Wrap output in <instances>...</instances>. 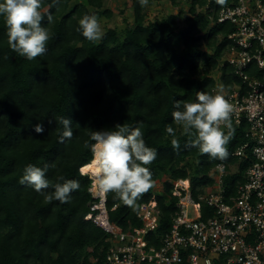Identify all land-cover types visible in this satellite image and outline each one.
Listing matches in <instances>:
<instances>
[{"label":"trees","instance_id":"obj_1","mask_svg":"<svg viewBox=\"0 0 264 264\" xmlns=\"http://www.w3.org/2000/svg\"><path fill=\"white\" fill-rule=\"evenodd\" d=\"M169 1L180 7L179 0ZM131 2L132 26L123 34L109 29L99 41L89 42L76 30L78 20L84 14L111 19L105 0H44L42 26L49 28L51 39L45 53L31 61L10 49L0 19V264H105L109 235L85 221L94 202L89 192L93 181L81 173L93 161L92 152L84 147L85 141L93 143L89 130L125 123L140 126L146 145L157 150L156 160L147 166L154 186L137 204L159 210L158 237L170 231L176 213L174 181L189 178L197 199L214 185L211 171L223 163L228 171L226 194L235 195L244 183L249 163L233 154L248 142L245 123L232 124L229 154L221 161L189 147L190 138L172 118L174 102L194 101L196 92L214 93L221 84L225 92L245 89L225 60L228 36L235 27L218 22L229 0H191L188 15L181 10L155 20L148 18L152 0L144 7L138 0ZM247 74L263 77L255 64ZM60 117L72 122L71 138L62 136ZM37 124L43 126L42 133L35 131ZM169 125L175 137L167 133ZM173 138L178 148L173 147ZM30 163L48 165L47 177L53 184L59 177L78 180L79 190L67 203H46L40 193L20 183L23 168ZM160 181L163 189L157 193ZM139 207L133 210L107 193L110 221L123 232L142 226ZM203 211L211 214L205 206Z\"/></svg>","mask_w":264,"mask_h":264},{"label":"built area","instance_id":"obj_2","mask_svg":"<svg viewBox=\"0 0 264 264\" xmlns=\"http://www.w3.org/2000/svg\"><path fill=\"white\" fill-rule=\"evenodd\" d=\"M218 22L235 27L228 36L231 44L225 60L245 86L224 93L233 106L231 123L247 125L248 142L233 154L249 163L244 183L237 186L235 195L226 194L228 171L223 163L222 172L217 166L211 171L214 185L197 199L189 178L174 181L176 213L170 231L161 237L157 208L141 204L142 226L123 232L110 221L107 194L91 186L94 202L85 221L109 235L105 264H264V3L229 0ZM252 64L263 73L261 79L247 74ZM221 128L228 130L223 123ZM203 206L211 214L204 213ZM205 214L210 216L204 219Z\"/></svg>","mask_w":264,"mask_h":264},{"label":"clouds","instance_id":"obj_3","mask_svg":"<svg viewBox=\"0 0 264 264\" xmlns=\"http://www.w3.org/2000/svg\"><path fill=\"white\" fill-rule=\"evenodd\" d=\"M43 3L44 0H0V19L5 25L7 43L12 51L29 61L42 56L51 39L49 28L42 26ZM138 3L144 7L148 0H138ZM52 22L53 16L49 13L47 23ZM76 30L89 42L100 40L103 36L101 21L95 14H84L78 20ZM224 93L222 84L214 93L196 92L194 101L176 100L172 112L174 123L181 125L184 134L190 138L188 146L221 161L228 157L226 145L233 131L230 119L233 106ZM58 119L63 125L62 136L71 138L72 122L65 117ZM221 123L229 130L227 133L222 130ZM35 131L42 133L44 128L37 124ZM166 131L175 137L176 132L171 125ZM88 135L93 143L85 141L84 147L90 149L93 163L98 166L93 186L102 193H114V198L136 210L139 207L137 199L154 186L151 169L147 166L156 160L157 150L146 145L140 126L117 124L111 129L89 130ZM171 143L174 148L179 147L177 139L173 138ZM217 168L223 171L222 164L217 165ZM47 172L48 165L39 167L27 164L23 168L20 183L40 193L46 203H67L71 194L79 190L80 182L59 177L53 184ZM48 189L51 190L44 191Z\"/></svg>","mask_w":264,"mask_h":264},{"label":"rangeland","instance_id":"obj_4","mask_svg":"<svg viewBox=\"0 0 264 264\" xmlns=\"http://www.w3.org/2000/svg\"><path fill=\"white\" fill-rule=\"evenodd\" d=\"M180 1V7H173L169 0H152L150 5H148V18L150 20L155 19H163L168 17L171 14L177 15L181 10H184V14H187L189 4L191 0H179ZM105 9H109L113 13V17L111 19L107 18H101V27L103 31V35L109 30V29H116L121 34L124 33L125 30H127L130 26L133 25L134 21V15H133V9H132V2L131 0H105ZM180 26L184 27V22L181 19L180 20ZM99 41V40H98ZM215 78H219V74L215 75ZM93 182V178L91 176H88ZM171 182L169 178H166L165 181ZM163 183L164 181H160L155 186V192L161 193L163 189ZM190 216H193L192 213H190Z\"/></svg>","mask_w":264,"mask_h":264},{"label":"bare ground","instance_id":"obj_5","mask_svg":"<svg viewBox=\"0 0 264 264\" xmlns=\"http://www.w3.org/2000/svg\"><path fill=\"white\" fill-rule=\"evenodd\" d=\"M97 165L93 163V161L81 168V173L86 176H91L93 180H96L97 178Z\"/></svg>","mask_w":264,"mask_h":264}]
</instances>
